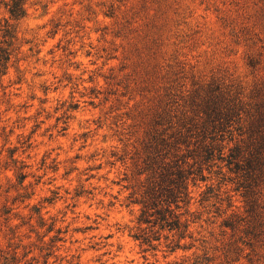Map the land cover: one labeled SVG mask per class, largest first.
<instances>
[{"label": "rangeland", "instance_id": "1", "mask_svg": "<svg viewBox=\"0 0 264 264\" xmlns=\"http://www.w3.org/2000/svg\"><path fill=\"white\" fill-rule=\"evenodd\" d=\"M9 1L0 264H264V0Z\"/></svg>", "mask_w": 264, "mask_h": 264}, {"label": "trees", "instance_id": "2", "mask_svg": "<svg viewBox=\"0 0 264 264\" xmlns=\"http://www.w3.org/2000/svg\"><path fill=\"white\" fill-rule=\"evenodd\" d=\"M25 1L26 0H10L9 3L6 4L11 20L17 21L25 16ZM1 32L3 46L6 45V48H3V46L0 47V76L5 74L7 63L11 57L10 46H12V41L14 40L15 27L13 24H10L8 21H6L3 25V28L1 29ZM9 41H11V43ZM233 109H235V107L232 109H227L226 116H231L234 113ZM208 117H210V115H208ZM155 158V156L152 158L149 157L146 163L147 170L151 171V173L153 172V175L156 171L154 165L157 164L154 161ZM174 167L178 168L177 164H175ZM178 171L179 172L176 173L177 178L175 180H170L166 187H162L156 179H153L155 178L154 176H150L146 179L147 183L143 191L142 201L140 202L143 206V210L141 211V218L139 219V222L144 224L153 223V225L159 224L160 229H179L181 226L180 218L178 215L173 214L172 210H170V207L171 204H176V209L178 208L177 202L181 197L179 195L185 194V196H187V193L182 192H186L187 188L183 186V181H181V171ZM161 172L162 171H159V177L163 176V173ZM170 175H174V173H170ZM163 202L168 205L162 212L157 208L158 206H161ZM184 228H187V226H184ZM144 241H147V239H144Z\"/></svg>", "mask_w": 264, "mask_h": 264}]
</instances>
